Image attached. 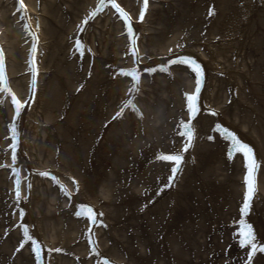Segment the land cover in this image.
Returning a JSON list of instances; mask_svg holds the SVG:
<instances>
[{
	"label": "bare ground",
	"instance_id": "obj_1",
	"mask_svg": "<svg viewBox=\"0 0 264 264\" xmlns=\"http://www.w3.org/2000/svg\"><path fill=\"white\" fill-rule=\"evenodd\" d=\"M112 2L0 0V264H248L241 222L264 246V0H148L142 20L143 0H114L130 23ZM224 130L259 165L247 215ZM177 152L170 182L157 157Z\"/></svg>",
	"mask_w": 264,
	"mask_h": 264
},
{
	"label": "snow or ice",
	"instance_id": "obj_2",
	"mask_svg": "<svg viewBox=\"0 0 264 264\" xmlns=\"http://www.w3.org/2000/svg\"><path fill=\"white\" fill-rule=\"evenodd\" d=\"M100 3L103 5L104 0H100ZM111 6L113 8L116 9V11L118 13H120L121 17L124 18L125 20L129 21L131 18L127 15V13H125L123 11V9H121L119 7L118 4H116L113 0ZM147 6H148V0H143V5L139 14V18L142 20L143 16L145 14V12L147 11ZM20 9L24 10V5L22 3H20ZM99 10H103L102 8ZM214 11L210 10L209 11V15H213ZM96 15V12H93L92 14H90L89 19L94 18V16ZM87 21H85L86 23ZM129 31H131V29L129 28ZM77 47L78 49L80 48L79 42L77 43ZM32 53H33V58H32V64L34 67L35 64V46H33L32 48ZM135 54V52H134ZM182 63V64H186L189 65L193 71H195L197 73V81H196V93L198 94L199 90H200V85H201V80L199 79L200 76V67L198 64L195 63V61L191 60L190 58H184L178 61H173V63ZM147 71H154V69H148ZM127 75H132V72L126 73ZM133 80L136 81V83L139 82V77L138 75H133ZM0 81H4L6 82V75L4 74L3 71V63H2V55H0ZM6 92L10 93V89H8L7 87L0 89ZM188 109L189 112L192 114V116H190L189 120L183 124H181V128L183 129V131H181L179 134L182 137H186L187 138V143L184 145V151H187L188 147L191 146V140L193 137V128L191 125V119L194 118V114L195 112L198 111V108L196 107V100L198 99V96L196 94L193 95H189L188 97ZM13 100L16 103V110H17V114L19 113L20 109L22 108V104H20L19 102L15 101V97L13 96ZM130 103V102H129ZM128 104L125 105V107H127ZM123 113L118 112L117 116L114 118H119V116H121ZM216 113H213V115H215ZM225 132V136L231 140V152L230 155L235 154V153H240L245 157L246 160V167H247V175L245 177V183L247 185V192L245 194V199L243 201V206L240 209L241 214L242 215H247L248 213V209L250 208V202H251V198L252 195L255 191V172L258 169L259 165L252 153V149L249 148L247 145L241 143L233 134L228 133L227 130H224ZM182 157L183 154L182 152H177L175 154H160L157 158L163 162H168V163H172V168H171V173L172 175L169 177V181L171 182L172 180H174L176 174L178 173V171L180 170V165L182 163ZM42 175H47V173H41ZM167 186H171V184L169 183V185ZM30 187V185H29ZM16 195L17 198H19V190L17 189L16 191ZM91 212L90 209L87 210V212H78V215H88L89 219L92 220V222H96L95 221V216L94 215H89ZM102 215V214H101ZM24 234L26 236V238L31 241L32 237L28 235L27 233V229H24ZM239 236H240V244L242 247H248L250 248L249 254H248V264H251L252 258L253 256L257 253V252H264V246H260L256 243V237L254 235V232L251 228L250 225H248L246 222H241L240 224V231H239ZM59 251V250H57Z\"/></svg>",
	"mask_w": 264,
	"mask_h": 264
}]
</instances>
